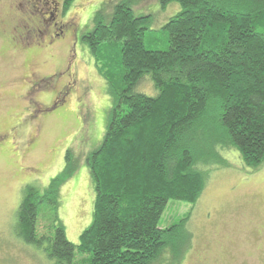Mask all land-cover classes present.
I'll list each match as a JSON object with an SVG mask.
<instances>
[{
	"label": "trees",
	"instance_id": "1",
	"mask_svg": "<svg viewBox=\"0 0 264 264\" xmlns=\"http://www.w3.org/2000/svg\"><path fill=\"white\" fill-rule=\"evenodd\" d=\"M161 2L180 9L158 30L119 0L81 35L112 103L86 159L92 220L78 243L66 238L58 209L69 164L42 193L26 185L16 211L19 234L52 264H154L166 250L181 260L191 211L161 227L167 202L194 206L222 150H236L248 171L264 163V0ZM149 80L153 95L138 90Z\"/></svg>",
	"mask_w": 264,
	"mask_h": 264
},
{
	"label": "rangeland",
	"instance_id": "2",
	"mask_svg": "<svg viewBox=\"0 0 264 264\" xmlns=\"http://www.w3.org/2000/svg\"><path fill=\"white\" fill-rule=\"evenodd\" d=\"M0 1V19H14L10 6L20 0ZM117 1L74 0L57 19L65 24L64 37L52 49L46 36L38 41L40 48L19 56L5 43L0 49V264H52L41 247L19 234L16 211L26 185L42 193L68 164L74 171L60 187L58 209L66 238L78 243L92 220L94 188L86 159L103 141L112 103L81 35L93 29L101 7L108 22ZM131 7L136 15H150L155 30L180 9L161 0H131ZM40 17H47L45 10ZM48 75L36 90H27L25 81ZM149 82L150 89L143 82L138 90L155 94ZM56 100L54 108L44 110ZM221 152L198 202L169 200L161 214L159 225L166 227L191 211L190 249L181 260L166 250L154 264H264V163L248 171L236 150Z\"/></svg>",
	"mask_w": 264,
	"mask_h": 264
},
{
	"label": "flooded vegetation",
	"instance_id": "3",
	"mask_svg": "<svg viewBox=\"0 0 264 264\" xmlns=\"http://www.w3.org/2000/svg\"><path fill=\"white\" fill-rule=\"evenodd\" d=\"M65 1L62 0L60 4L59 0H20L11 5L10 8H13L12 12L15 13V18L3 16L0 19V49L3 43H5L6 48L16 53V56H19L25 52H32L40 48L42 45L38 44V41L42 42L45 36L47 37L46 47L52 49L54 43L58 42L59 38L64 37L65 24L61 19H57L59 16L64 17L66 15L67 10H64ZM59 4L60 6H58ZM37 6H39V9L36 14L35 10ZM41 8L42 10H40ZM44 10L49 18L48 21L47 17H40ZM50 22H52V33L48 27ZM55 29L58 32H55ZM66 68L69 70L70 64ZM49 79L50 75L37 80L30 78L25 81L27 83V90L34 91L40 85L41 80H43L42 82H46ZM56 103L57 100L51 106L45 107L44 110L54 108L58 104ZM201 264L206 263L202 262Z\"/></svg>",
	"mask_w": 264,
	"mask_h": 264
}]
</instances>
